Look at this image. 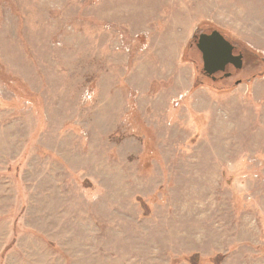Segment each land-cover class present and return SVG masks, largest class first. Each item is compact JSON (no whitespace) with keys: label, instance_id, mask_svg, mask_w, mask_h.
Returning a JSON list of instances; mask_svg holds the SVG:
<instances>
[{"label":"rangeland","instance_id":"rangeland-1","mask_svg":"<svg viewBox=\"0 0 264 264\" xmlns=\"http://www.w3.org/2000/svg\"><path fill=\"white\" fill-rule=\"evenodd\" d=\"M192 260L264 264V0H0V264Z\"/></svg>","mask_w":264,"mask_h":264},{"label":"water","instance_id":"water-1","mask_svg":"<svg viewBox=\"0 0 264 264\" xmlns=\"http://www.w3.org/2000/svg\"><path fill=\"white\" fill-rule=\"evenodd\" d=\"M199 51L203 72L213 79L217 73L231 75L241 69L242 55L218 31L199 33L193 36Z\"/></svg>","mask_w":264,"mask_h":264},{"label":"trees","instance_id":"trees-1","mask_svg":"<svg viewBox=\"0 0 264 264\" xmlns=\"http://www.w3.org/2000/svg\"><path fill=\"white\" fill-rule=\"evenodd\" d=\"M195 261V260H194ZM191 262V264H192V262H193V260L192 261H190Z\"/></svg>","mask_w":264,"mask_h":264}]
</instances>
